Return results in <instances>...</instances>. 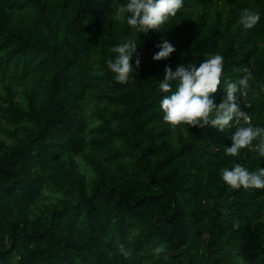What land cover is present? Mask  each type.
<instances>
[{
    "label": "trees",
    "instance_id": "16d2710c",
    "mask_svg": "<svg viewBox=\"0 0 264 264\" xmlns=\"http://www.w3.org/2000/svg\"><path fill=\"white\" fill-rule=\"evenodd\" d=\"M126 3L0 0V264H264V189L221 178L264 157L225 155L234 129L173 128L159 91L165 67L221 54L222 81L253 74L241 110L264 127V0H184L147 35ZM126 38L140 66L121 84L106 61ZM164 39L176 51L155 62Z\"/></svg>",
    "mask_w": 264,
    "mask_h": 264
},
{
    "label": "clouds",
    "instance_id": "9594fccd",
    "mask_svg": "<svg viewBox=\"0 0 264 264\" xmlns=\"http://www.w3.org/2000/svg\"><path fill=\"white\" fill-rule=\"evenodd\" d=\"M183 6L184 0H127L116 15L123 16L135 33L147 35L151 30L160 31L161 26L175 17ZM260 20V12L248 8L241 10L239 24L243 28L253 29ZM137 44L136 40L126 38L111 49L115 55L106 63L117 83L127 84L134 79L133 73L140 66ZM157 47L159 50L152 57L155 62L169 58L176 51L167 39L162 40ZM224 61L223 55L211 53L206 54L198 67L195 64H180L175 70L171 66L165 67L163 79L159 81V91L166 94L160 102L163 120L173 128L185 124L188 129L210 125L222 133L234 129L231 146L224 147L225 155L235 157L240 155L241 149H250L259 157H264V127L253 126L251 116L241 110V98L246 95L249 82L254 79L253 74L248 68H244L238 79L224 78L222 81ZM222 82L226 95L217 105L211 94L217 92ZM221 178L232 189H264L262 167L250 171L247 167L236 164L231 169H222ZM156 251L161 253L164 249L158 248ZM119 252L125 258L130 255L124 245H120Z\"/></svg>",
    "mask_w": 264,
    "mask_h": 264
}]
</instances>
